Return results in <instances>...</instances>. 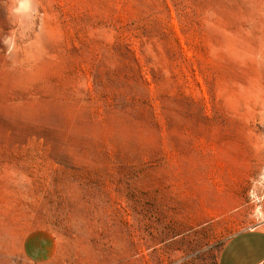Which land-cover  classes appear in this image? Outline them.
I'll use <instances>...</instances> for the list:
<instances>
[{
  "label": "rangeland",
  "instance_id": "374dc122",
  "mask_svg": "<svg viewBox=\"0 0 264 264\" xmlns=\"http://www.w3.org/2000/svg\"><path fill=\"white\" fill-rule=\"evenodd\" d=\"M264 225V0H0V264H217Z\"/></svg>",
  "mask_w": 264,
  "mask_h": 264
},
{
  "label": "crops",
  "instance_id": "0c3cea01",
  "mask_svg": "<svg viewBox=\"0 0 264 264\" xmlns=\"http://www.w3.org/2000/svg\"><path fill=\"white\" fill-rule=\"evenodd\" d=\"M21 253L26 264H56L61 243L52 230L35 228L23 237ZM217 264H264V225L230 237Z\"/></svg>",
  "mask_w": 264,
  "mask_h": 264
}]
</instances>
